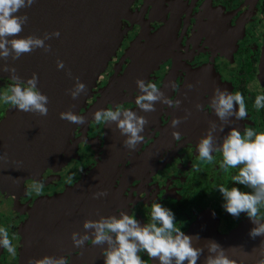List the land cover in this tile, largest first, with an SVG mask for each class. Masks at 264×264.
Instances as JSON below:
<instances>
[{
    "label": "flooded vegetation",
    "instance_id": "af4514ba",
    "mask_svg": "<svg viewBox=\"0 0 264 264\" xmlns=\"http://www.w3.org/2000/svg\"><path fill=\"white\" fill-rule=\"evenodd\" d=\"M129 11L117 28L120 42L88 86L78 111L85 123L76 124L59 149L54 139L49 140L53 131H42L44 141L35 148L30 165L3 173L0 227L8 230L17 254L0 247V264H27L29 258L45 255H66L69 264H103L99 246L88 241L75 248L70 234L84 232L83 221L98 219L97 213L134 212L141 225L150 223L154 200L174 213L184 233L199 224L224 236L250 223L244 213L239 218L229 215L216 189L225 185L251 191L233 182L242 165L222 167L219 152L213 153L211 162L201 160L196 145L210 121L220 124L209 105L216 88L240 92L248 112L244 120L229 118L224 131L214 134L217 145L229 127L242 134L249 127L264 132V108L255 107V98L264 95V0H133ZM137 79L156 83L181 104L173 109L156 103V111H141L135 105ZM11 83L0 78V94ZM197 103L204 111L195 108ZM116 106L149 121L141 133L144 141L135 150L123 146L125 137L115 126L108 128L111 123L96 124L92 119L94 111ZM13 109L0 101V124ZM185 110L191 112L188 119L170 127ZM174 131L182 135L180 141L173 139ZM87 181L96 187L73 190ZM36 182L43 184L40 194L33 188ZM105 190L106 196L92 198L94 192ZM140 255L144 264L152 263L146 253ZM206 255L205 250L197 264H204Z\"/></svg>",
    "mask_w": 264,
    "mask_h": 264
},
{
    "label": "clouds",
    "instance_id": "9594fccd",
    "mask_svg": "<svg viewBox=\"0 0 264 264\" xmlns=\"http://www.w3.org/2000/svg\"><path fill=\"white\" fill-rule=\"evenodd\" d=\"M36 0H0V60L9 58L15 61L25 54H30L36 49H42L45 53L51 51V46L45 41L59 37V31L45 32L43 37L27 35L20 37L24 25L28 21L26 14H19L22 9L31 7ZM58 70L65 69L61 60L56 61ZM0 72L8 73L12 83L6 91L0 94V101L10 105L19 111L32 113L41 117L48 115L49 98L42 94L38 87V76L33 73L30 78L21 80L16 74V69L7 63L0 64ZM71 76L70 71L67 72ZM74 86L66 90L74 100L82 93L87 92L86 84L79 77H73ZM138 95L135 97L136 108L145 113L154 112L155 104L161 103L176 109L181 101H173L165 95L156 83L147 82L144 79L135 81ZM189 89L193 85H186ZM212 113L220 121H210L204 135L196 145L198 157L201 160L213 161V153L222 155V167L239 168L233 182L243 185L251 191H241L238 187L220 185L216 189L223 198V209L231 216L239 218L244 213L254 225L249 230V237L255 239L261 237L258 247L245 252L241 247L223 248L214 240L206 241L203 247L194 246L193 241H199V236L186 235L177 225L174 213L156 200L151 202V222L141 225L135 218L134 212L126 214L120 210L117 215H98V219H85L82 223L84 232L73 231L70 234L73 246L82 248L85 243L91 241V246L101 248L103 264H144L140 253H146L151 260L158 264H197L205 249L207 255L204 264H244V260L255 259V264H264V132L257 133L253 128L244 129L243 134L236 127H229L228 132L220 139L217 145V132H223L224 126L231 123L230 117L244 120L247 115L245 99L240 92H229L226 89L216 88L209 99ZM255 107L264 108V95L255 98ZM195 108L204 111L197 103ZM96 124L114 123L119 133L125 137L123 146L129 150H135L138 144L144 141L145 127L149 121L135 111L122 106L107 109H98L92 114ZM191 112L185 110V116L174 118L170 127L177 128L183 120H187ZM59 118L70 123L83 125L85 117L68 110L59 113ZM173 139L180 141L182 135L174 131ZM0 159H7L4 153ZM20 162H17L19 165ZM33 188L40 194L43 184L36 182ZM107 195V191L94 192L93 199ZM0 247L7 249L8 253L15 256L17 249L13 246L6 228L0 227ZM242 251V258L236 255V250ZM27 264H69L67 256L45 255L40 259L29 258Z\"/></svg>",
    "mask_w": 264,
    "mask_h": 264
},
{
    "label": "water",
    "instance_id": "95a60500",
    "mask_svg": "<svg viewBox=\"0 0 264 264\" xmlns=\"http://www.w3.org/2000/svg\"><path fill=\"white\" fill-rule=\"evenodd\" d=\"M132 2L133 0H36L31 7L21 10L19 14H26L28 21L19 34L20 37L35 35L42 38L45 32L53 31H59L60 36L45 41L51 46L48 53L36 49L15 61L11 58L7 61L0 60V64L7 63L14 67L21 80H26L36 73L39 91L49 98L46 117L25 113L15 108L1 122L0 156L6 153L7 159H0V182L4 172L14 173L18 167L21 169L24 165H30L35 148L41 147L44 141L42 131L48 129L53 131L49 140L54 139L56 149H59L62 142L73 133L76 124L60 119L59 113L71 110L78 114L82 108L88 86L94 84L103 70V65L120 42L122 35L117 33V28L120 20L130 13L129 7ZM58 59L64 62L65 69L56 68ZM68 71L71 76L67 74ZM8 75L0 72L1 79L11 81ZM73 77H79L87 86V92L82 93L76 100L66 91L74 86ZM113 126L115 124L111 123L108 128ZM109 142H113L111 136ZM17 162L20 164L17 165ZM104 167L105 162L103 166L97 168L98 174H101ZM84 186L96 187V184L87 181L85 185L83 182L74 186L76 188L73 190L79 192ZM253 226L250 222L222 236L208 225L195 224L185 234L206 236V241L214 240L225 249L241 247L250 253L261 241V237L255 239L249 237V230ZM206 241L194 240L193 244L203 247ZM236 255L242 258V251L237 249ZM151 264H158V261L153 259ZM244 264H255V259L244 260Z\"/></svg>",
    "mask_w": 264,
    "mask_h": 264
},
{
    "label": "rangeland",
    "instance_id": "374dc122",
    "mask_svg": "<svg viewBox=\"0 0 264 264\" xmlns=\"http://www.w3.org/2000/svg\"><path fill=\"white\" fill-rule=\"evenodd\" d=\"M263 60H264V51H263L262 65H261V68H262V70H261L262 74H261V75H262V76H264Z\"/></svg>",
    "mask_w": 264,
    "mask_h": 264
}]
</instances>
